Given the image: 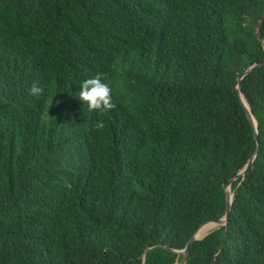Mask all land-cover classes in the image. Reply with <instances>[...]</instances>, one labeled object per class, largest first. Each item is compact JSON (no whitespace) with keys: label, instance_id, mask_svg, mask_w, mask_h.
<instances>
[{"label":"trees","instance_id":"trees-1","mask_svg":"<svg viewBox=\"0 0 264 264\" xmlns=\"http://www.w3.org/2000/svg\"><path fill=\"white\" fill-rule=\"evenodd\" d=\"M263 13L264 0H0V264H180L256 149L227 225L185 264H264V66L240 84L258 141L237 93L264 60ZM97 74L107 112L76 96Z\"/></svg>","mask_w":264,"mask_h":264},{"label":"water","instance_id":"water-1","mask_svg":"<svg viewBox=\"0 0 264 264\" xmlns=\"http://www.w3.org/2000/svg\"><path fill=\"white\" fill-rule=\"evenodd\" d=\"M264 21V13L262 14L259 23L257 25V29H256V36L258 38V40L261 42V44L264 47V41L261 39L260 37V27L262 22ZM264 66V60L260 63H255L254 65L247 67L239 76L238 79V83H237V93L239 95L240 98V102L241 105L244 108V111L246 113V116L251 124L252 130H253V134H254V138L256 141H258V128H257V123L251 113L250 108L248 107L242 93H241V80L251 71H253L254 69H257L259 67ZM258 149H256L254 155L252 156V158L248 161L247 165L245 166V168L233 179H231L228 184H226L224 186L225 189V202H226V210H225V216L222 219L219 220H210L205 222L204 224H202L197 230L196 232L193 234L192 238L189 240L188 244L186 245L185 249L182 251H179L178 253L181 254L183 256L182 261L180 264H185L186 260H187V256H188V252L190 250V248L192 247V245L194 244L195 241H199L198 239H196V233L197 231L205 224L210 223L212 224L215 228H219L221 226H226L228 223V217L230 214V210H231V204H232V198H233V194L231 193V184L233 183V181H235L237 178H239L240 176H244V174L246 173V171L250 168V166L252 165V163L254 162L256 155H257ZM202 240V239H201ZM148 250L145 251L144 256H143V261L145 262L146 259V255H147Z\"/></svg>","mask_w":264,"mask_h":264},{"label":"clouds","instance_id":"clouds-1","mask_svg":"<svg viewBox=\"0 0 264 264\" xmlns=\"http://www.w3.org/2000/svg\"><path fill=\"white\" fill-rule=\"evenodd\" d=\"M29 91L33 96H38L42 89L33 85ZM76 96L89 111L107 112L114 107L112 89L99 74L82 80L79 83V92ZM100 126L102 125H98V127Z\"/></svg>","mask_w":264,"mask_h":264},{"label":"bare ground","instance_id":"bare-ground-1","mask_svg":"<svg viewBox=\"0 0 264 264\" xmlns=\"http://www.w3.org/2000/svg\"><path fill=\"white\" fill-rule=\"evenodd\" d=\"M201 228L196 233V239H198V240L203 239L207 234L212 232L215 227L212 224L207 223V224L203 225Z\"/></svg>","mask_w":264,"mask_h":264}]
</instances>
